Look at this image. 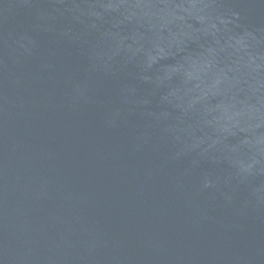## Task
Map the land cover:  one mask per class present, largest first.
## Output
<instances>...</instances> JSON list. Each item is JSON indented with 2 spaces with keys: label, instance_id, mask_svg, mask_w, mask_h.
I'll use <instances>...</instances> for the list:
<instances>
[{
  "label": "water",
  "instance_id": "1",
  "mask_svg": "<svg viewBox=\"0 0 264 264\" xmlns=\"http://www.w3.org/2000/svg\"><path fill=\"white\" fill-rule=\"evenodd\" d=\"M0 264H264V0H0Z\"/></svg>",
  "mask_w": 264,
  "mask_h": 264
}]
</instances>
